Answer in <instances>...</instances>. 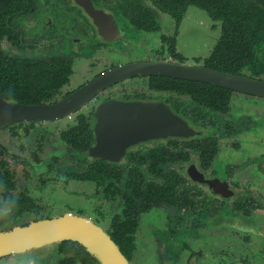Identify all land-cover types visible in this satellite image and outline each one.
Returning a JSON list of instances; mask_svg holds the SVG:
<instances>
[{
    "label": "flooded vegetation",
    "instance_id": "flooded-vegetation-1",
    "mask_svg": "<svg viewBox=\"0 0 264 264\" xmlns=\"http://www.w3.org/2000/svg\"><path fill=\"white\" fill-rule=\"evenodd\" d=\"M180 5L0 0V101L56 106L134 63L208 66L223 21L197 4L179 19L169 8ZM187 18L207 33L186 54L179 40ZM249 35L257 38L251 59L236 74L264 80V32ZM209 84L130 71L62 111L0 124V204L12 202L0 234L72 215L106 231L130 264H264V95L215 84L207 93ZM124 105L149 120L164 119L167 105L191 130L107 152L102 136L129 118ZM24 257L103 264L76 238L30 244L0 255V264Z\"/></svg>",
    "mask_w": 264,
    "mask_h": 264
},
{
    "label": "water",
    "instance_id": "water-1",
    "mask_svg": "<svg viewBox=\"0 0 264 264\" xmlns=\"http://www.w3.org/2000/svg\"><path fill=\"white\" fill-rule=\"evenodd\" d=\"M130 71L138 72H161L164 74L209 82L218 86L242 90L250 93L264 95V80L243 76L240 74L219 70L216 68L194 65L188 63H174L168 60L141 62L128 65L122 71H110L98 78L93 79L83 90L72 95L65 102L56 105H24L0 101V124L15 119H29L45 117L59 110L71 107L77 101L83 100L89 93L98 87L109 83L118 74H127ZM122 106L123 116L128 115ZM135 107V106H133ZM144 107V106H140ZM124 110V111H123ZM145 112L143 111L142 114ZM128 119H118L108 129L109 135L102 136L101 143L105 150L110 152L113 146L118 150L126 148L133 141L150 134L176 133L191 130L185 121L174 115L165 105L164 119H139L134 115H128ZM120 132L117 135L114 130ZM63 238H76L86 243L103 264H130L120 248L110 235L101 228L92 227L89 220L69 215L66 218L53 219L43 223H37L33 228L17 229L11 233L0 234V255L22 249L33 243L44 241L61 240Z\"/></svg>",
    "mask_w": 264,
    "mask_h": 264
},
{
    "label": "trees",
    "instance_id": "trees-1",
    "mask_svg": "<svg viewBox=\"0 0 264 264\" xmlns=\"http://www.w3.org/2000/svg\"><path fill=\"white\" fill-rule=\"evenodd\" d=\"M180 6L170 7L181 19L188 4L205 7L216 19H221L223 36L212 55L207 59V65L212 68L237 73L236 68L251 59L250 47L257 38L249 34L264 32V0L257 2L259 7H247L241 0H173ZM254 39V41H253ZM211 89L219 88L209 84Z\"/></svg>",
    "mask_w": 264,
    "mask_h": 264
},
{
    "label": "rangeland",
    "instance_id": "rangeland-1",
    "mask_svg": "<svg viewBox=\"0 0 264 264\" xmlns=\"http://www.w3.org/2000/svg\"><path fill=\"white\" fill-rule=\"evenodd\" d=\"M194 10L198 11L199 13H202V11H204L200 8H198V10H196V9H194ZM202 17L205 18L204 16H202ZM184 22L186 24H184L182 35H181V38L179 40V47L183 53L187 54L188 52L195 51V49L197 47L200 48L199 45L204 43V39H205L207 31L200 24H197L195 22H190L188 20V18L185 19ZM208 27H210V24H208ZM246 102L247 101H244L242 99H236V103H238V104H246Z\"/></svg>",
    "mask_w": 264,
    "mask_h": 264
},
{
    "label": "clouds",
    "instance_id": "clouds-1",
    "mask_svg": "<svg viewBox=\"0 0 264 264\" xmlns=\"http://www.w3.org/2000/svg\"><path fill=\"white\" fill-rule=\"evenodd\" d=\"M12 202L0 204V216L7 215L11 211ZM18 264H36V261L32 257H24L18 261Z\"/></svg>",
    "mask_w": 264,
    "mask_h": 264
}]
</instances>
